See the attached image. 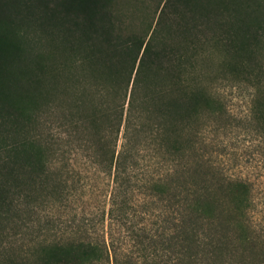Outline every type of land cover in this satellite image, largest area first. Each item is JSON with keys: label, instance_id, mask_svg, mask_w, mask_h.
<instances>
[{"label": "trees", "instance_id": "16d2710c", "mask_svg": "<svg viewBox=\"0 0 264 264\" xmlns=\"http://www.w3.org/2000/svg\"><path fill=\"white\" fill-rule=\"evenodd\" d=\"M228 83L264 153V0H0V264H264Z\"/></svg>", "mask_w": 264, "mask_h": 264}, {"label": "rangeland", "instance_id": "374dc122", "mask_svg": "<svg viewBox=\"0 0 264 264\" xmlns=\"http://www.w3.org/2000/svg\"><path fill=\"white\" fill-rule=\"evenodd\" d=\"M218 95L221 99V106H225L232 119H235L233 120L235 125L223 131L220 130L217 136H214V133L208 134V139L215 137L217 141V145L211 150V157L219 162L227 175L241 177L250 182L253 193L252 198L255 202L252 214L263 225L264 153L251 143L252 133H250V128L245 127L237 120L243 115V110L247 106V90L243 84L228 83L219 86ZM93 204L91 198H88L85 203L79 201L72 203V208L77 206L76 211L80 212L81 208H85L86 211L87 206ZM64 214H71V212L66 209Z\"/></svg>", "mask_w": 264, "mask_h": 264}]
</instances>
